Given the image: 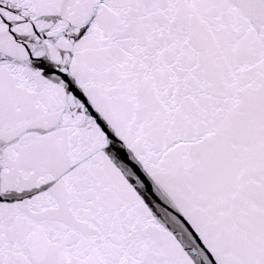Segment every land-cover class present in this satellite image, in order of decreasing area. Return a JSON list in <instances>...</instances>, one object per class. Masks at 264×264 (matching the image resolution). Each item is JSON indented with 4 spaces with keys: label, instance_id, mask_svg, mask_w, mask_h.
I'll return each instance as SVG.
<instances>
[{
    "label": "snow or ice",
    "instance_id": "6c2138e0",
    "mask_svg": "<svg viewBox=\"0 0 264 264\" xmlns=\"http://www.w3.org/2000/svg\"><path fill=\"white\" fill-rule=\"evenodd\" d=\"M0 264H264V0H0Z\"/></svg>",
    "mask_w": 264,
    "mask_h": 264
}]
</instances>
